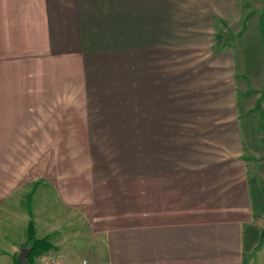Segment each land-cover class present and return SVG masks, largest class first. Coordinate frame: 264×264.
I'll list each match as a JSON object with an SVG mask.
<instances>
[{
	"label": "crops",
	"instance_id": "crops-1",
	"mask_svg": "<svg viewBox=\"0 0 264 264\" xmlns=\"http://www.w3.org/2000/svg\"><path fill=\"white\" fill-rule=\"evenodd\" d=\"M258 28L168 42L165 0H0V264L30 221L59 264H264Z\"/></svg>",
	"mask_w": 264,
	"mask_h": 264
},
{
	"label": "rangeland",
	"instance_id": "rangeland-1",
	"mask_svg": "<svg viewBox=\"0 0 264 264\" xmlns=\"http://www.w3.org/2000/svg\"><path fill=\"white\" fill-rule=\"evenodd\" d=\"M165 2L168 42L211 41L217 42L221 46L222 42L229 39L228 43L232 46L242 25L243 28L248 25L252 31L255 30V27H259L258 29L260 32L262 31L261 35L264 37V0H251L247 4L243 0H165ZM245 6L250 10L252 9L254 13L246 19H244L246 15ZM226 11L229 14L226 15ZM262 83L260 90L252 95L245 105L244 103L240 104L243 111L251 109L248 115L252 117L253 124L257 120H264V80ZM254 151V149H248L249 153L252 152L253 154ZM262 152L264 153V150ZM260 153L261 151L257 154ZM258 156L260 157V155ZM251 161L255 162L254 158ZM20 257L23 260V255ZM82 257V253L78 254L76 256L77 261L80 262ZM13 259L15 256L14 258L13 256L7 258L6 264L14 262ZM37 259L35 264H59L56 257L52 256H40ZM87 263L86 258H84L82 264Z\"/></svg>",
	"mask_w": 264,
	"mask_h": 264
},
{
	"label": "trees",
	"instance_id": "trees-1",
	"mask_svg": "<svg viewBox=\"0 0 264 264\" xmlns=\"http://www.w3.org/2000/svg\"><path fill=\"white\" fill-rule=\"evenodd\" d=\"M25 246L28 247V252L24 264H35V260L51 248L47 239H36L33 221H30L28 226V240ZM13 264L21 263L15 258Z\"/></svg>",
	"mask_w": 264,
	"mask_h": 264
},
{
	"label": "water",
	"instance_id": "water-1",
	"mask_svg": "<svg viewBox=\"0 0 264 264\" xmlns=\"http://www.w3.org/2000/svg\"><path fill=\"white\" fill-rule=\"evenodd\" d=\"M27 252H28V249L26 250V252H24L23 254H21V255H23V260L21 259L20 256L18 257V261H19L21 264H24V263H25V261H26V256H27Z\"/></svg>",
	"mask_w": 264,
	"mask_h": 264
}]
</instances>
